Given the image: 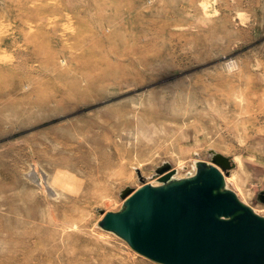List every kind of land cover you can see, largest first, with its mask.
<instances>
[{
    "label": "rangeland",
    "instance_id": "374dc122",
    "mask_svg": "<svg viewBox=\"0 0 264 264\" xmlns=\"http://www.w3.org/2000/svg\"><path fill=\"white\" fill-rule=\"evenodd\" d=\"M210 149L264 215V0H0V264H158L96 208Z\"/></svg>",
    "mask_w": 264,
    "mask_h": 264
},
{
    "label": "water",
    "instance_id": "95a60500",
    "mask_svg": "<svg viewBox=\"0 0 264 264\" xmlns=\"http://www.w3.org/2000/svg\"><path fill=\"white\" fill-rule=\"evenodd\" d=\"M192 173L176 176L167 161L138 187L125 186L115 210L96 208L97 226L158 264H264V215L228 187L230 158L210 149ZM264 203V189L257 193Z\"/></svg>",
    "mask_w": 264,
    "mask_h": 264
},
{
    "label": "bare ground",
    "instance_id": "6f19581e",
    "mask_svg": "<svg viewBox=\"0 0 264 264\" xmlns=\"http://www.w3.org/2000/svg\"><path fill=\"white\" fill-rule=\"evenodd\" d=\"M105 158H107V157H105ZM194 163V162H193ZM191 167L192 168H190L189 170H187L188 168H185L184 169V167H182L181 169H179V168H174L175 170H176V176H182V175H187V174H190V173H192L193 172V170H194V164H192L191 165ZM32 169V170H31ZM31 170V173H29V171ZM185 171H187V172H185ZM121 173V171L120 172H118L116 175H118V174H120ZM187 173V174H186ZM28 175H30L29 177H31V178H33L34 180H35V182H38L40 185H43L44 184V175H42V174H40L39 173V171H38V168L35 166V165H32L31 167H30V169L28 170V173H27ZM31 178H29L30 179V181H32V179ZM230 180V176L229 175H226L225 176V181H226V183L227 184H229V181ZM148 182H151V183H155L156 182V179H153V180H150V181H148ZM33 183V182H32ZM101 185V184H100ZM94 187V186H93ZM104 187V186H103ZM103 187H101L102 189H103ZM105 188V187H104ZM96 189H97V187H96ZM95 190V189H94ZM238 195V194H237ZM238 197L242 200V201H244V196L242 195V197H240L239 195H238ZM245 202V201H244ZM253 208V207H252ZM256 212H260V211H258V209H259V207H258V209H256V208H253ZM261 213V212H260ZM100 217V215L98 216V218ZM75 255V254H74ZM69 256V255H68ZM47 262V261H46ZM53 262V261H52ZM75 261L73 260V263H74ZM47 264V263H46ZM69 264V263H68ZM103 264V263H102Z\"/></svg>",
    "mask_w": 264,
    "mask_h": 264
}]
</instances>
